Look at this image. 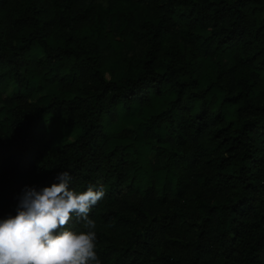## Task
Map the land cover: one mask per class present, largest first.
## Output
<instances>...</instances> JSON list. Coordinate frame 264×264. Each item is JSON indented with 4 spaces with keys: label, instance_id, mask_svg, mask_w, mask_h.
Masks as SVG:
<instances>
[{
    "label": "trees",
    "instance_id": "1",
    "mask_svg": "<svg viewBox=\"0 0 264 264\" xmlns=\"http://www.w3.org/2000/svg\"><path fill=\"white\" fill-rule=\"evenodd\" d=\"M61 171L101 264H264V0H0V218Z\"/></svg>",
    "mask_w": 264,
    "mask_h": 264
},
{
    "label": "clouds",
    "instance_id": "2",
    "mask_svg": "<svg viewBox=\"0 0 264 264\" xmlns=\"http://www.w3.org/2000/svg\"><path fill=\"white\" fill-rule=\"evenodd\" d=\"M71 175L61 171L51 186L22 190L15 215L0 218V264H101L97 255V224L89 217L105 196L89 185L69 188ZM73 218L85 231H73Z\"/></svg>",
    "mask_w": 264,
    "mask_h": 264
},
{
    "label": "rangeland",
    "instance_id": "3",
    "mask_svg": "<svg viewBox=\"0 0 264 264\" xmlns=\"http://www.w3.org/2000/svg\"><path fill=\"white\" fill-rule=\"evenodd\" d=\"M48 136H49V134L47 133V134H46V138H48ZM73 138H74V134L68 136V139H69V140H71V139H73Z\"/></svg>",
    "mask_w": 264,
    "mask_h": 264
}]
</instances>
